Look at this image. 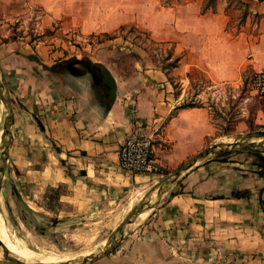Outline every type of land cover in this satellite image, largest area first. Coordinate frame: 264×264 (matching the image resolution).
Returning a JSON list of instances; mask_svg holds the SVG:
<instances>
[{
  "label": "crops",
  "instance_id": "crops-1",
  "mask_svg": "<svg viewBox=\"0 0 264 264\" xmlns=\"http://www.w3.org/2000/svg\"><path fill=\"white\" fill-rule=\"evenodd\" d=\"M237 1L217 0L214 12L202 13V0L167 7L159 0H0V68L13 110L0 202L16 194L31 212H41L48 190L62 188L55 217L105 213L117 227L159 179L205 148L214 129L206 108L180 106L184 91L176 94L169 75L143 53L123 68L117 53L82 56L63 37L75 29L85 40L133 26L170 47L179 60L171 75L180 82L197 68L216 82H232L246 63L254 72L264 67V0ZM242 9L246 17L236 26ZM27 23L50 35L38 42L24 34L9 38L12 25L21 31ZM81 57L113 77L108 107L89 74L51 69ZM139 123L155 132L162 176L117 169L124 136ZM177 183L181 191L156 194L113 252L92 264H264V171L247 161L209 159Z\"/></svg>",
  "mask_w": 264,
  "mask_h": 264
},
{
  "label": "rangeland",
  "instance_id": "rangeland-1",
  "mask_svg": "<svg viewBox=\"0 0 264 264\" xmlns=\"http://www.w3.org/2000/svg\"><path fill=\"white\" fill-rule=\"evenodd\" d=\"M183 1L185 0H159L162 6H174L183 3ZM216 1L202 0V8L204 4H207L206 7L211 5L207 12H214ZM229 1L230 4L238 5L237 0ZM246 14L243 9L237 13L236 26L242 24ZM27 24V27L21 31H17L18 24L12 25L13 30L9 38L16 39L18 34L20 36L24 34L30 37L29 41L38 42L40 39L42 40V37L50 35V31H36L35 26H32L31 23ZM66 34L70 38H63L66 39V42H71L70 45L76 47L78 54L90 55L95 59L96 55L103 50L114 52L117 53L114 56L115 61L123 68L132 66V62L136 61L134 57H137L138 53H143L144 59L169 75L176 94L184 91L185 95L180 106L203 107L208 110L210 125L214 129V137L208 140L205 147L243 140L260 141L264 139V136L257 135L258 132H264V104L251 89V79L256 71L254 72L249 63L241 68L238 78L232 82H216L204 69L197 68L188 72V76L185 77L187 80L182 83L178 78L171 75L179 60L177 57L171 56L170 47L164 42L151 39L147 33L133 26L122 27L109 34L98 31L86 37L85 40L78 38L75 29ZM86 44L88 45L87 48ZM70 45L68 44V46ZM60 47L61 44L59 43L56 48ZM31 48L36 54L35 45H32ZM76 50L71 54H76ZM92 51L95 53L93 54ZM83 58L85 57H81V59ZM35 59V55H30V61L34 62ZM5 114L6 110L0 101V137ZM258 154L264 156V148L241 150L209 159L224 163L247 161L256 165ZM167 176L159 179L155 184ZM169 189H171V193L181 191V187L176 181L163 185L160 192ZM64 191L62 188L48 190L43 203L40 204L41 212H31L16 194H12L9 199L6 197V201L0 202V214L5 219L11 238L12 247L10 250L18 257L22 258L21 254L24 253L28 258H31V254L34 253L36 257L44 261V264L76 263L88 255L98 254L103 250L109 235L117 228L112 225V219L105 213L76 218L67 217L63 214L58 219L55 215H59L58 210L61 206L57 199L59 194ZM155 195L151 203L156 198ZM8 201L11 205L8 204ZM139 201L134 203L132 209L138 205ZM0 259L5 260L1 249Z\"/></svg>",
  "mask_w": 264,
  "mask_h": 264
},
{
  "label": "water",
  "instance_id": "water-1",
  "mask_svg": "<svg viewBox=\"0 0 264 264\" xmlns=\"http://www.w3.org/2000/svg\"><path fill=\"white\" fill-rule=\"evenodd\" d=\"M0 101L6 110L3 119V131L0 137L1 141V155H0V191L2 187L3 177L8 166L9 151L13 139L12 126H13V110L9 93L6 88V83L0 68ZM264 148V139L260 141L243 140L230 144H220L210 147H205L198 154L190 158L180 168L175 170L172 174L155 184L150 190L140 199L138 205L132 209L124 220L117 226V228L109 235L106 245L103 250L98 254L88 255L81 261L76 263H60V264H92L108 255H110L119 241L123 238L126 227L132 224L135 219L144 212V209L150 206L154 193H160L163 185L176 182L184 173L191 170L199 162L208 160L210 157L220 156L224 154L234 153L247 149H261ZM0 249L3 258L12 264H40V263H26L19 258L13 256L7 248L0 242Z\"/></svg>",
  "mask_w": 264,
  "mask_h": 264
},
{
  "label": "built area",
  "instance_id": "built-area-1",
  "mask_svg": "<svg viewBox=\"0 0 264 264\" xmlns=\"http://www.w3.org/2000/svg\"><path fill=\"white\" fill-rule=\"evenodd\" d=\"M251 89L264 104V67L255 72ZM155 132L144 124H137L124 136L118 150L117 169L133 175L162 176L161 167L154 157Z\"/></svg>",
  "mask_w": 264,
  "mask_h": 264
},
{
  "label": "trees",
  "instance_id": "trees-1",
  "mask_svg": "<svg viewBox=\"0 0 264 264\" xmlns=\"http://www.w3.org/2000/svg\"><path fill=\"white\" fill-rule=\"evenodd\" d=\"M206 5L207 4H204L202 8V13H206L207 10L211 8V5L209 7H206ZM167 6L170 5H164V7ZM51 69L55 71H65L74 76H82L85 74H89L92 80V84L94 85L95 91L102 103H104V105L108 107L113 102L116 88L115 81L110 75V73L101 64L93 63L86 58H70L68 60L56 64ZM257 135L264 136V132H258ZM256 157V166L260 169L261 172H263L264 156L258 154Z\"/></svg>",
  "mask_w": 264,
  "mask_h": 264
},
{
  "label": "bare ground",
  "instance_id": "bare-ground-1",
  "mask_svg": "<svg viewBox=\"0 0 264 264\" xmlns=\"http://www.w3.org/2000/svg\"><path fill=\"white\" fill-rule=\"evenodd\" d=\"M144 215V214H143ZM141 218V217H140ZM139 218V219H140ZM142 219V218H141ZM0 224H1V239L0 242L7 248V250L15 257L19 258L20 260L26 262V263H43V260H40V258L36 257V254L32 253L31 258H28L26 254L22 253V258L18 257L16 254H14L10 248L11 246V238L8 233V229L6 226V222L4 217L0 214ZM81 261V260H80ZM44 264V263H43Z\"/></svg>",
  "mask_w": 264,
  "mask_h": 264
}]
</instances>
